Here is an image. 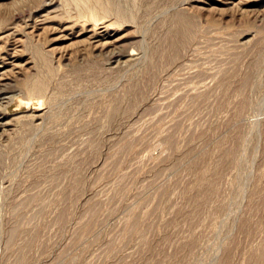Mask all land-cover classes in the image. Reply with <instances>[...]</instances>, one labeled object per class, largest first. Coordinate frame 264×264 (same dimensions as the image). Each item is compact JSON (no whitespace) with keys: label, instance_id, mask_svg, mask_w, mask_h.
I'll use <instances>...</instances> for the list:
<instances>
[{"label":"rangeland","instance_id":"obj_1","mask_svg":"<svg viewBox=\"0 0 264 264\" xmlns=\"http://www.w3.org/2000/svg\"><path fill=\"white\" fill-rule=\"evenodd\" d=\"M0 264H264V0H0Z\"/></svg>","mask_w":264,"mask_h":264},{"label":"bare ground","instance_id":"obj_2","mask_svg":"<svg viewBox=\"0 0 264 264\" xmlns=\"http://www.w3.org/2000/svg\"><path fill=\"white\" fill-rule=\"evenodd\" d=\"M38 84H36V82L34 83V86L32 87L33 89L37 90L38 87H37Z\"/></svg>","mask_w":264,"mask_h":264}]
</instances>
